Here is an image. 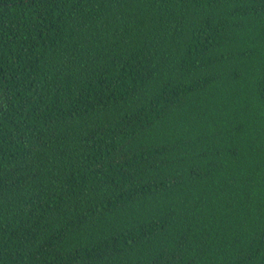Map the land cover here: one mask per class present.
<instances>
[{"label": "trees", "instance_id": "1", "mask_svg": "<svg viewBox=\"0 0 264 264\" xmlns=\"http://www.w3.org/2000/svg\"><path fill=\"white\" fill-rule=\"evenodd\" d=\"M0 264H264V0H0Z\"/></svg>", "mask_w": 264, "mask_h": 264}]
</instances>
